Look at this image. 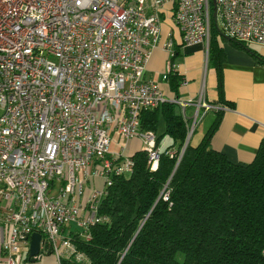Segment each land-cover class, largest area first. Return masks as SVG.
<instances>
[{
  "label": "built area",
  "instance_id": "built-area-1",
  "mask_svg": "<svg viewBox=\"0 0 264 264\" xmlns=\"http://www.w3.org/2000/svg\"><path fill=\"white\" fill-rule=\"evenodd\" d=\"M216 4L221 37L264 47V0ZM211 6L210 0H0L5 264H21L35 233L42 236L36 260L49 255L59 264H90L75 240L91 241L92 229L109 221L100 212L106 190L115 177L132 172L124 147L121 153L110 150L112 134L140 139L155 170L164 150L155 132L142 130L144 112L178 104L188 145L208 112L227 109L206 102L204 89L196 98L176 100L145 79L164 15L180 31L182 45L202 44L208 55ZM163 47L170 58L167 81L176 54L172 40Z\"/></svg>",
  "mask_w": 264,
  "mask_h": 264
},
{
  "label": "trees",
  "instance_id": "trees-1",
  "mask_svg": "<svg viewBox=\"0 0 264 264\" xmlns=\"http://www.w3.org/2000/svg\"><path fill=\"white\" fill-rule=\"evenodd\" d=\"M219 37L211 16L209 64L217 72L219 102L233 107L224 97L226 54ZM230 43L264 65V57L248 45ZM182 80L174 72L167 76L176 94ZM215 112L201 142L190 141L180 160L188 132L180 106L164 103L143 113L142 130L156 133L161 117L164 134L157 143L169 136L173 144L155 170L145 151L136 152L132 172L107 188L100 212L109 221L92 229L91 241L75 240L90 264H264V139L250 163L230 161L211 147L223 117ZM170 149L173 157L166 154ZM33 260L27 253L25 261Z\"/></svg>",
  "mask_w": 264,
  "mask_h": 264
},
{
  "label": "crops",
  "instance_id": "crops-1",
  "mask_svg": "<svg viewBox=\"0 0 264 264\" xmlns=\"http://www.w3.org/2000/svg\"><path fill=\"white\" fill-rule=\"evenodd\" d=\"M163 21L160 44L153 52L145 79L159 83L162 91L169 98L176 100L196 98L204 89L206 102L217 107H227L226 110H219L223 112V117L212 137L211 147L223 152L234 163H250L257 153L260 142L264 139V65L257 64L248 52L234 48L230 42L226 43L228 40L231 41L230 39L224 40L223 37H219V44L226 54V62L223 65L224 97L233 107L224 105L219 102L217 72L210 66L209 55H206L203 45H182L180 31L171 22L170 16L164 15ZM169 40L174 42L176 54L172 60L175 65L174 74H178L183 79L177 94L171 89L169 82L163 80L170 63L163 44ZM259 54L264 57V50H261ZM184 81L187 82L186 85L182 84ZM187 112H189L188 117L191 118L195 112L194 107H189ZM215 117V111H210L203 117L201 124L206 119L208 123L204 127L201 140ZM164 137H167L170 142L166 147H160L162 150L173 144L169 136ZM125 142L126 144L121 147H124V158H131L136 152L143 150L142 141L138 138L125 140ZM133 143H135L134 147L129 150L127 144ZM121 148L119 152L113 153H121ZM2 238L3 232L0 228V241ZM22 254L21 264H59L53 256L48 255L35 261H25V252ZM0 264H5L1 246Z\"/></svg>",
  "mask_w": 264,
  "mask_h": 264
},
{
  "label": "rangeland",
  "instance_id": "rangeland-1",
  "mask_svg": "<svg viewBox=\"0 0 264 264\" xmlns=\"http://www.w3.org/2000/svg\"><path fill=\"white\" fill-rule=\"evenodd\" d=\"M211 2H212V0H211ZM224 40H228V39L225 38ZM229 42L230 41L228 40L226 43L229 44ZM246 45H248L249 48L258 51L259 53H260L261 50H264V47L263 46H260V45H257V44H246ZM187 114L189 116V112H187ZM201 122L202 121H200L197 124V126H196V128H195V130H194V132H193V134L191 136L192 137L191 138L192 145H197L200 142L201 135L203 133V130H204V127H205L206 123H208V119H206L202 124H201ZM190 124H191V122H190ZM163 132H164V122H163V119L160 117L159 122H158V128H157L156 134L159 137V136H162ZM164 138H166V139H164ZM164 138H162L161 141H160V143H159V146L161 148L166 147V145L168 144V142H170L169 139H167V137H164ZM125 144H126L125 140L117 132H115V133L112 134V145L110 147V150L112 152H117V151L119 152L120 151V148L122 146H124ZM134 145H135V143H133L131 145H128L127 144V148L129 150H131L134 147Z\"/></svg>",
  "mask_w": 264,
  "mask_h": 264
},
{
  "label": "water",
  "instance_id": "water-1",
  "mask_svg": "<svg viewBox=\"0 0 264 264\" xmlns=\"http://www.w3.org/2000/svg\"><path fill=\"white\" fill-rule=\"evenodd\" d=\"M212 9H213L212 17H213V20L216 23V20H217V4H216V0H212ZM187 143L188 142H186V144H185L186 147H187ZM41 239H42V236L39 233H35L31 237V242H30V247H29V257L30 258H34L33 261H35L36 257L40 253Z\"/></svg>",
  "mask_w": 264,
  "mask_h": 264
},
{
  "label": "clouds",
  "instance_id": "clouds-1",
  "mask_svg": "<svg viewBox=\"0 0 264 264\" xmlns=\"http://www.w3.org/2000/svg\"><path fill=\"white\" fill-rule=\"evenodd\" d=\"M77 2L79 3V0H77Z\"/></svg>",
  "mask_w": 264,
  "mask_h": 264
}]
</instances>
